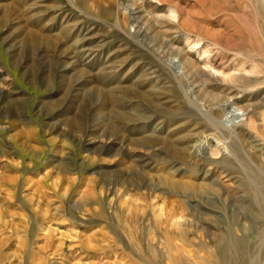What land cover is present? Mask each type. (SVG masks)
I'll use <instances>...</instances> for the list:
<instances>
[{"label":"rangeland","instance_id":"obj_1","mask_svg":"<svg viewBox=\"0 0 264 264\" xmlns=\"http://www.w3.org/2000/svg\"><path fill=\"white\" fill-rule=\"evenodd\" d=\"M222 260L264 264V0H0V264Z\"/></svg>","mask_w":264,"mask_h":264},{"label":"bare ground","instance_id":"obj_2","mask_svg":"<svg viewBox=\"0 0 264 264\" xmlns=\"http://www.w3.org/2000/svg\"><path fill=\"white\" fill-rule=\"evenodd\" d=\"M201 146H202V144H200ZM208 145V144H207ZM205 147V146H204ZM204 147H202V148H204ZM207 147V149L209 150H216V149H213L211 146H206ZM197 148H198V146H197ZM196 148V149H197ZM200 148V147H199ZM198 148V149H199ZM201 148V149H202ZM206 149V150H207ZM204 150V149H203ZM217 152V151H216ZM172 153H174V154H176V155H180V154H178L179 152L174 148V149H172ZM222 234H224V233H222ZM217 247H218V245H219V247H220V249H221V251H222V253L224 254V255H229V253L231 252V250L233 249V250H235L236 249V245H234L233 244V242H232V238H231V236L229 237V236H226V235H218V237H217ZM216 245V244H215ZM218 247V248H219ZM221 263L222 264H230V263H228V261L227 260H225V261H221Z\"/></svg>","mask_w":264,"mask_h":264}]
</instances>
